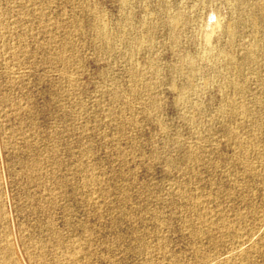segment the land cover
<instances>
[{
	"label": "rangeland",
	"instance_id": "obj_1",
	"mask_svg": "<svg viewBox=\"0 0 264 264\" xmlns=\"http://www.w3.org/2000/svg\"><path fill=\"white\" fill-rule=\"evenodd\" d=\"M207 259L264 264V0H0V264Z\"/></svg>",
	"mask_w": 264,
	"mask_h": 264
},
{
	"label": "bare ground",
	"instance_id": "obj_2",
	"mask_svg": "<svg viewBox=\"0 0 264 264\" xmlns=\"http://www.w3.org/2000/svg\"><path fill=\"white\" fill-rule=\"evenodd\" d=\"M234 3L236 4V6H240L241 4H243V0H234ZM259 7H261V5H259ZM249 14L251 13V11H249L248 12ZM177 26L175 25L174 26V28H176ZM246 55H247V58H249V59H253L254 58V54H253V49H251V48H248L247 50H246ZM227 56H230L229 54L227 55ZM182 63L184 62V61H181ZM228 62H230V61H228ZM185 63V62H184ZM186 64H188V65H190V64H193V62L192 61H189L188 63H186ZM193 69L194 68H189L188 69V73H190V72H192L193 71ZM249 241V239L247 238V237H243L242 238V236H240L239 237V240H238V246H237V249L238 248H240V250L242 249V246L245 244V243H247ZM239 250V249H238ZM227 256H229V255H227ZM212 262H213V259H207L206 261H204L203 262V264H212Z\"/></svg>",
	"mask_w": 264,
	"mask_h": 264
}]
</instances>
